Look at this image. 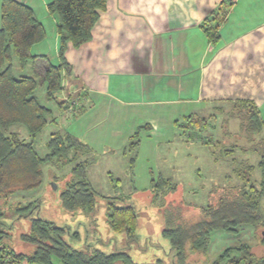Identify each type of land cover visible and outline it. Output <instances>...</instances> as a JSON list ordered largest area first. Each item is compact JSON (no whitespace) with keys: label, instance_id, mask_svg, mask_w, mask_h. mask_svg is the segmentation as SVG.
<instances>
[{"label":"trees","instance_id":"obj_1","mask_svg":"<svg viewBox=\"0 0 264 264\" xmlns=\"http://www.w3.org/2000/svg\"><path fill=\"white\" fill-rule=\"evenodd\" d=\"M109 0H52L49 12L58 17L59 65L47 63L41 74V83L47 85V99L55 101L61 109L70 110L79 106L80 93L70 100H62L65 91L64 78L70 74L66 53L71 45L75 49L88 43L93 30L103 13L107 11ZM221 6L224 1L219 3ZM233 2L230 4L232 7ZM228 12H213L201 24V29L211 41L219 39L218 29ZM46 37L44 24L36 17L34 10L20 0H2L0 27V264H138L127 253L106 254L99 249L86 247L82 250L72 248L64 236L65 227L54 222L32 217L39 208L35 202L23 201L25 193L39 190L44 183L43 167L60 162L61 167L76 165L71 169L73 178L66 182L61 194L62 206L70 213H94L98 193L93 189L87 176L90 160L85 156L92 148L68 132L53 133L47 143L49 153L40 156L32 139L39 135L51 118L52 110L43 105L36 96L39 82L34 77H16L13 74V57L21 65L29 61L37 62L44 56L32 54L33 47ZM74 109V110H75ZM212 117V116H211ZM229 118L240 121L242 137L245 135L248 146H242L243 156H235L236 146L223 149L221 157L231 158L232 175L238 183L230 189L220 190L216 202L202 209L200 219L189 223L184 220L183 211L178 208L164 210L163 236L170 240L175 249V264H188L192 253H206L210 235L214 230L234 231L243 225H256L262 229L259 243L264 246V220L261 203L264 197V122L253 102H234ZM181 126L188 139H197L208 144L201 135L202 122L208 117L190 114ZM178 123V121L176 122ZM205 124L203 129L205 128ZM15 126L24 127L31 141L22 138ZM189 128V129H188ZM192 128V129H191ZM197 129V131H194ZM190 130H192L190 132ZM208 133L205 130L202 133ZM204 133V134H205ZM137 133L135 134V136ZM132 137V140L136 137ZM131 140V141H132ZM139 141L131 143L136 148ZM238 151V150H237ZM224 152V154H223ZM237 155V154H236ZM134 162V160H133ZM259 172V176H256ZM176 185L171 179L159 177L154 181L152 191L155 197L174 191ZM14 198L17 201L12 202ZM14 209L16 218L13 224H6L7 210ZM106 216L109 227L114 232H126L129 239L135 238L139 226V215L129 205L119 206L116 200L107 203ZM29 218L28 232L21 233L20 241L34 248L32 253L14 248L11 228L16 221ZM3 226L4 228H2ZM149 264H163L156 261ZM215 264H264V256L256 257L253 248L241 245L223 252Z\"/></svg>","mask_w":264,"mask_h":264},{"label":"rangeland","instance_id":"obj_2","mask_svg":"<svg viewBox=\"0 0 264 264\" xmlns=\"http://www.w3.org/2000/svg\"><path fill=\"white\" fill-rule=\"evenodd\" d=\"M51 1L46 0V8L43 6L37 8L35 14L44 24L46 37L33 47L32 54L45 58H40L37 62L29 61L25 65H21L15 56L12 61V70L16 77L36 78L39 82L36 96L43 105L52 110L49 123L35 139H32L40 156L49 153L47 143L53 133L66 130L68 127L79 134L88 132L84 122L79 121L82 112L80 107H76L74 111L70 112L61 109L55 101L47 99V85L41 83L44 66L47 63L53 65L60 63L58 17L49 12L48 3ZM221 1L225 2L221 6L223 11L229 13L232 8L230 4L234 0ZM138 5L142 6L143 4L139 1ZM219 5L215 7V12H221L222 9ZM178 95L180 97L183 95L186 99L196 97V94L191 92ZM60 98L62 100L71 99V97H67L66 93L63 95V92L60 94ZM83 104H79V106ZM186 109L190 111L191 105L186 106ZM210 110L211 108L208 107L206 110L199 111L204 117L208 116L207 124L202 122L203 126L205 124V128L203 129V126L200 128L202 131H209L208 133L201 131V135L205 137L204 140L210 141L208 144L197 139H188V135L183 134V130H188L181 128L186 122V116L177 115L173 120H169L171 118L168 115L164 116L159 124L151 126L152 129L146 123L137 124L141 118L134 117L132 120L128 118L127 120L132 123L126 122L123 127L127 129L134 127L133 137L136 133L137 135L131 140L139 141L136 148H132L131 140L123 146H118L120 140H99L98 143H101L102 146L103 144L114 146H107L108 148L105 150L97 151L96 149L85 156L86 160H90L87 168L88 179L93 189L98 193L94 213L78 212L73 214L62 206L61 194L66 187V182L73 178L71 169L76 165V162L63 167L60 162L45 165L43 167V186L37 191L25 193L21 199L35 202L40 206L34 210L32 217L39 215L46 221L54 222L58 227H65L67 233L64 238L74 249L82 250L91 247L106 254L123 252L130 255L138 264H149L156 261H161L163 264H175V249L170 240L163 236L164 210L180 207L185 221L193 223L199 220L202 209L216 202L220 190L230 189L238 183L231 171L233 162L230 157H221L222 150L236 146L235 156H243L242 146L249 145L244 138L245 135L242 137L241 133L243 132L240 126H237V121L233 120L238 119L229 118L231 122L228 123L225 112L214 109L209 114ZM177 121L178 123H176ZM14 128L20 132L23 139L31 141V137L24 127L15 126ZM106 128L107 126L104 124L98 126L96 131L100 130L104 133ZM92 133L95 131L93 130ZM85 134L83 135L87 137ZM263 134L264 131L261 136ZM87 135L95 136L97 134L88 132ZM132 160H134L133 167L131 166ZM256 176H259V172ZM159 177L171 179L176 185V189L167 195H160L156 198L152 187L154 181ZM112 200H116L119 206H132L138 213L139 226L133 240L129 239L126 232L118 233L110 229L106 209L107 203ZM14 201H17V198L12 200V202ZM261 213L264 220V197L261 203ZM16 217L14 209H9L1 221L13 224ZM14 223V227L10 230L14 248L21 252L32 253L34 248L19 239L21 233L29 230V218L20 219ZM262 233V229L256 225H243L234 231L214 230L210 235L207 252L190 254L188 264H215L225 250L241 245L252 247L255 256L262 257L264 256V246L259 243ZM55 264H61V262L56 259Z\"/></svg>","mask_w":264,"mask_h":264},{"label":"crops","instance_id":"obj_3","mask_svg":"<svg viewBox=\"0 0 264 264\" xmlns=\"http://www.w3.org/2000/svg\"><path fill=\"white\" fill-rule=\"evenodd\" d=\"M20 1L35 14L47 6L46 0ZM220 2L109 0L92 39L78 49L70 45L66 53L71 69L63 95L80 93L78 104L85 109L79 121L97 135L71 127L57 132L74 135L93 151L105 150L114 145L102 146L99 140H120L118 146L131 140L134 127H123L132 123L128 118H141L137 124L150 129L164 116H204L199 111L208 107L228 118L236 101L253 102L264 122V0H234L219 39L211 41L201 24ZM185 92L196 97L186 99ZM104 124L109 129L97 132Z\"/></svg>","mask_w":264,"mask_h":264}]
</instances>
